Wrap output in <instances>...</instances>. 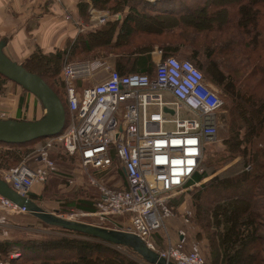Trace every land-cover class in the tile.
Listing matches in <instances>:
<instances>
[{
  "label": "trees",
  "instance_id": "trees-1",
  "mask_svg": "<svg viewBox=\"0 0 264 264\" xmlns=\"http://www.w3.org/2000/svg\"><path fill=\"white\" fill-rule=\"evenodd\" d=\"M91 2L97 8L110 10L111 13H127L118 20H109L103 27L92 28L81 34L68 52L74 61L94 56L106 58L109 56L107 50L112 49L117 53L114 59L117 70L125 74L136 72L153 75L157 65L152 52L158 47L164 51L163 58L175 56L195 64L207 82L215 86L217 78L222 80L220 65L225 57H236L238 62L246 65L247 59L259 58L264 48V0ZM190 2L193 5L189 6ZM87 5L85 0L79 3L84 15ZM138 20L148 21V24L142 26ZM101 49L104 51L101 52ZM66 52L67 48L48 54L36 50L20 63L44 78L61 97L67 109V97L63 91ZM49 77L55 84L48 82ZM10 81L0 74V96H6L7 82ZM224 84L236 97L231 100L232 103L224 102L223 105L229 113L226 117L227 134L222 138V151L208 155L205 153L202 161L205 171L196 174L193 178L195 181L236 160L240 153L246 151L254 137L264 131V95L257 91L263 86L262 81L255 84L256 91L254 86L248 87L247 80L241 84L242 89L236 91L238 85L235 77H228ZM24 101L23 97L19 98V112L24 107ZM44 139L37 138L42 142ZM37 140L22 144L0 142V167L9 169L19 164L24 154L35 149L28 147ZM59 153L65 159L72 157L62 150ZM248 166H251V170H247ZM188 194V204L195 211L191 220L199 227L197 236L203 235L207 239L208 254L202 253L210 264H264V146L238 158L224 171ZM186 195L178 197L173 205L176 218L180 214L178 206L182 205ZM40 196L36 192L31 194L37 203L40 202ZM84 197L68 205L80 212H93L99 194ZM43 226L52 228L45 223ZM58 230L65 232V235L37 237L27 230L11 231L4 235L0 228V258L10 264H143V259L128 247L122 248L135 256L126 255L117 245L102 239L69 229ZM154 237L163 244L162 230L155 231ZM15 252L19 256L11 257ZM241 256L245 258L242 261Z\"/></svg>",
  "mask_w": 264,
  "mask_h": 264
},
{
  "label": "built area",
  "instance_id": "built-area-1",
  "mask_svg": "<svg viewBox=\"0 0 264 264\" xmlns=\"http://www.w3.org/2000/svg\"><path fill=\"white\" fill-rule=\"evenodd\" d=\"M48 1L60 4L62 0ZM90 10L96 26L109 17L92 6ZM66 19L74 21L70 12ZM68 52L63 65L64 131L44 139L22 163L0 169V177L21 196L31 197L35 186L58 173L51 152L61 147L81 163L99 199L93 212L67 213L60 201L50 208L39 202L45 211L66 219L93 217L96 225L133 233L175 264H210L199 246L188 249L184 240L174 241L170 235L166 246L158 248L154 233L167 229L168 220L175 217V197L205 171L202 161L207 145L218 139L223 99L186 59L166 56L153 75L125 74L102 59L71 60ZM78 81L86 84L79 86ZM166 95L172 99L166 100ZM183 109L194 117L174 118ZM6 116L2 113L0 118ZM166 123L175 124V129L164 130ZM76 182L68 179L71 185ZM12 213L31 214L0 195V223ZM192 216L189 211L185 221ZM34 217L35 222H43ZM183 235L184 230L180 231ZM18 256V252L11 255ZM0 264L10 263L0 258ZM143 264L148 263L143 260Z\"/></svg>",
  "mask_w": 264,
  "mask_h": 264
},
{
  "label": "crops",
  "instance_id": "crops-1",
  "mask_svg": "<svg viewBox=\"0 0 264 264\" xmlns=\"http://www.w3.org/2000/svg\"><path fill=\"white\" fill-rule=\"evenodd\" d=\"M82 1L83 0H62L60 4H54L48 0H0V36L3 37L2 39H5V37L8 38V43L5 47L7 55L20 63L25 61V59L31 56V54H33L36 50L48 54L49 52L54 53L55 51L67 48L68 52L70 47L76 43L78 40L77 38L81 34H84L85 32L92 29V24L89 22L90 20L92 21L90 10L91 6L102 11L103 13L109 14L107 20L101 24L103 26L109 20H118L120 18V14L114 18L110 10L97 8L93 5L91 0H85L88 5L85 7L86 9L82 7L83 10L85 9L84 13L86 15H84L82 11H80L79 6V3ZM68 12L73 15L74 21H69L66 19V13ZM1 27H3V29ZM8 51H10V53ZM152 54L155 58V62L157 63L163 59L164 51L156 47ZM110 55L112 56V54ZM109 56L106 58H101L107 61L110 67L117 70V68L114 66V62L108 61ZM156 57H158V61ZM227 57L223 59V62L221 61L220 65L221 70L223 71L222 80L220 81L217 78L216 85L214 86L216 92H218L220 97L223 99V105L228 102L230 103V101L236 97H234V94L232 96V92H229V88L224 84L227 82L228 77H235L237 79L238 87H236V91L242 89L241 84H243V82L246 80L249 81L248 87L254 86L253 89L256 91L255 84L262 81L263 86L257 89V91H259V94L264 95V48L260 51L259 58L256 57L255 59H247L246 65L244 63L238 62L236 57ZM91 59L98 58L93 57ZM84 84L86 83L78 81L79 86H83ZM63 91L66 93L65 87ZM7 101L8 99H6L5 96H0V117L2 116V113H4L7 115L6 119L13 117L17 119L25 118V114L22 113L23 109L21 112L18 111L19 103H17L15 99L12 102ZM228 113L229 110L226 107H222L218 116V133L224 129L222 134L223 136L227 134L228 123L226 117ZM219 139L222 141V137ZM256 144H264V131H260L258 135L254 137L251 145ZM237 159L230 162L229 164L224 165V167L221 169L211 172L210 175L202 178V180L195 181L193 179L194 177L192 178L188 186L182 189V191L178 194L180 195L182 192H184V194L187 195L184 198L182 205L178 206L180 214L177 216V218L175 217L174 219L168 220L167 229L162 230L165 235H170V237H173L172 239H174V241L184 240L188 249L192 248L194 245H197L201 251L208 254L207 239L203 235L197 236L199 227L192 222L191 219L193 216L189 218L188 222L185 221V216L189 211H192L193 215L195 213L194 209L190 208L188 204L190 197L188 192L195 191L200 185L209 181L212 177L216 176L236 162ZM44 187L45 184H38L34 187L32 193L36 192L39 195L43 193ZM178 195L175 197L173 205H175L176 199L179 197ZM34 219L35 217L30 214L20 215L12 213L4 222L0 223V228L3 229L4 235H7L11 231H20L18 229L22 228L24 225L19 222L20 220H26L27 224H30ZM41 230L43 231V229ZM183 230L184 235L180 236V231ZM154 238L156 239V237ZM156 243L158 248H163V245L158 242V239H156Z\"/></svg>",
  "mask_w": 264,
  "mask_h": 264
},
{
  "label": "water",
  "instance_id": "water-1",
  "mask_svg": "<svg viewBox=\"0 0 264 264\" xmlns=\"http://www.w3.org/2000/svg\"><path fill=\"white\" fill-rule=\"evenodd\" d=\"M6 45L7 42L0 41V74L39 98L44 105L46 115L40 119L22 121L0 118V142L22 144L37 138H50L61 134L66 127L67 119L66 108L61 97L39 74L27 70L22 63L8 56L4 52ZM165 108L174 113L173 109ZM0 195L11 199L20 207H26L28 212L49 226L77 231L120 247H128L148 264H175L167 261L156 250H152L142 238L133 233L48 213L31 197L21 196L1 177Z\"/></svg>",
  "mask_w": 264,
  "mask_h": 264
},
{
  "label": "rangeland",
  "instance_id": "rangeland-1",
  "mask_svg": "<svg viewBox=\"0 0 264 264\" xmlns=\"http://www.w3.org/2000/svg\"><path fill=\"white\" fill-rule=\"evenodd\" d=\"M191 5H193V3L190 2L189 6H191ZM111 14L113 15L114 18L116 17V15L120 14V18H121L122 15L126 14V12L125 11L124 12H118V13L112 12ZM138 21H139L140 25H142V26H145L148 24V21L147 22L142 21V20H138ZM89 22H91V24H92L91 27L93 29L103 27V25H98V26L94 25L91 20ZM1 28L3 29V27H1ZM2 38L3 37L0 36V41H4V42L8 43L7 37H5V39H2ZM102 51H104V50L101 49V52ZM4 52L7 54L6 50H4ZM8 52L10 53V51H8ZM107 52H109V55L112 54V56L111 55L109 56L108 61L114 62V59H115L117 53H115V51L112 49H108ZM94 57H97V56H94ZM110 57H111V59H110ZM91 58H93V57H89V58H86L84 60L91 59ZM156 58L158 61V57H156ZM98 59H102V58H98ZM102 60H104V59H102ZM157 63H156V65H157ZM48 82L55 84L50 77L48 78ZM7 91L8 92L6 93V96H5V98L8 99L7 102H12L15 99L16 102L18 103L19 98L23 97V99H25V101H24L25 104H24V107L22 110V113L25 114V118H27V119L31 118L30 120H36V119L43 118L46 115L44 105L41 103L40 99L36 98L32 94H30L27 90H23L21 85L20 86L16 85L14 82H11V81L7 82ZM165 98H166V100L172 99V97L170 95H166ZM178 117L188 118V117H194V115L189 113V111H187L186 109H183V110H181L179 115H176L174 118H178ZM175 127H176L175 124H168V123H166L163 126L164 130L175 129ZM223 131H224V129H223ZM223 131H220L218 133L219 136H218V140L216 142L209 143L207 145V152H206L207 155L212 154L214 152L222 151V141H220L219 138L220 137L223 138V135H222ZM40 142H42V140H37V142H35L34 144H31L28 148L29 149L36 148L37 145L40 144ZM263 146H264V144H256V145L250 144L247 147L246 151H244L238 155V158L244 157V156L248 155L249 153H251L253 150H256V149L261 148ZM61 150H62L61 147H57L56 149H54L51 152L52 157L55 159V161L57 163V168L59 169V171L55 175H52V177L50 178V180L47 183L45 190L43 191V193H41L39 200L41 203H43V204L45 203V205L49 208L53 207V206H57L55 204L56 201H60L61 202V210L63 212L72 213V211H75L76 209H72L71 206L68 205L70 202H73V201L78 202L79 200H82V198H86V197H84V195L87 196V195L91 194V195L96 196V194H98L99 191H98L97 187L92 186L91 183L88 181V174H87L86 170L82 167L81 163H79L75 157H70L68 159L60 157L61 153H59V151H61ZM31 153H32V151L27 153V155L24 154V157L20 163H22L23 160L27 159ZM13 166H16V165H13ZM0 169H2V168L0 167ZM68 179L69 180L74 179L75 181H77L76 182L77 184L71 185L70 183H68ZM182 194H184V192H182L178 196L180 197V196H182ZM77 212H80V211H77ZM26 215H28V214H26ZM77 220L78 221H85V222L96 225V222L94 221L93 217L82 216L80 218L78 217ZM19 222L21 224H24V225L22 226V228H19L18 230L30 231V233L32 235H37V237L41 236V237L54 238V237H59V236L65 235L64 234L65 232L58 230L59 227L48 228V227L43 226L44 222H40V221L35 222V220H33L30 224H27L26 220H20ZM39 229H40V231H39ZM41 229H43V231ZM35 232H37V233H35ZM163 235H164V237H163V244L162 245L164 248L166 246L167 242H169V240H168L169 236H166L164 232H163ZM171 238H173V237H171ZM164 244H165V246H164ZM118 249L122 250V252L125 253L126 255L128 254L130 256H135L134 254L129 253L130 251H128L127 249L124 250L122 247H119V246H118ZM244 256H241V258H240L241 261H242V259H245ZM246 258H247V256H246Z\"/></svg>",
  "mask_w": 264,
  "mask_h": 264
},
{
  "label": "snow or ice",
  "instance_id": "snow-or-ice-1",
  "mask_svg": "<svg viewBox=\"0 0 264 264\" xmlns=\"http://www.w3.org/2000/svg\"><path fill=\"white\" fill-rule=\"evenodd\" d=\"M174 143H176V142H174ZM188 143L192 144V143H195V141H189Z\"/></svg>",
  "mask_w": 264,
  "mask_h": 264
}]
</instances>
